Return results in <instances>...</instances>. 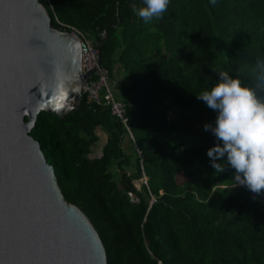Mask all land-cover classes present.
<instances>
[{
	"label": "trees",
	"instance_id": "16d2710c",
	"mask_svg": "<svg viewBox=\"0 0 264 264\" xmlns=\"http://www.w3.org/2000/svg\"><path fill=\"white\" fill-rule=\"evenodd\" d=\"M39 1L54 27L98 41L141 153L109 108L84 93L78 109L42 110L30 130L66 199L108 247L109 264H264V192L237 183L226 163L222 173L211 167L217 141L204 126L217 113L197 99L220 71L264 99L252 72L264 60V0H169L149 23L134 11L144 0ZM142 170L147 183L137 187Z\"/></svg>",
	"mask_w": 264,
	"mask_h": 264
},
{
	"label": "water",
	"instance_id": "95a60500",
	"mask_svg": "<svg viewBox=\"0 0 264 264\" xmlns=\"http://www.w3.org/2000/svg\"><path fill=\"white\" fill-rule=\"evenodd\" d=\"M94 70H81L79 41L51 24L39 0H0V264H109L108 247L30 134L42 110L78 109Z\"/></svg>",
	"mask_w": 264,
	"mask_h": 264
},
{
	"label": "clouds",
	"instance_id": "9594fccd",
	"mask_svg": "<svg viewBox=\"0 0 264 264\" xmlns=\"http://www.w3.org/2000/svg\"><path fill=\"white\" fill-rule=\"evenodd\" d=\"M168 4L169 0H144L145 6L134 11L149 23L162 18ZM252 72L257 87L264 88V60L258 61ZM218 74V82L197 95L217 113L215 125L204 126L217 141L207 152L211 167L222 173L226 163L227 168L235 170L237 183L259 195L264 192V99L258 96L256 87L246 86L227 71Z\"/></svg>",
	"mask_w": 264,
	"mask_h": 264
},
{
	"label": "built area",
	"instance_id": "2783aa9c",
	"mask_svg": "<svg viewBox=\"0 0 264 264\" xmlns=\"http://www.w3.org/2000/svg\"><path fill=\"white\" fill-rule=\"evenodd\" d=\"M69 31L80 43L81 48V70L83 72L94 68L95 70L81 84V94L84 93L86 101L108 107L111 114L115 116L125 127L129 137L141 157L137 148L132 130L128 125V115L122 100L114 95V83L109 79L108 69L102 66L99 56L98 41L88 37L83 31L76 27H70ZM103 35V34H102ZM142 168V165H141ZM141 183H147V177L142 170V176L135 181V185L140 187Z\"/></svg>",
	"mask_w": 264,
	"mask_h": 264
},
{
	"label": "rangeland",
	"instance_id": "374dc122",
	"mask_svg": "<svg viewBox=\"0 0 264 264\" xmlns=\"http://www.w3.org/2000/svg\"><path fill=\"white\" fill-rule=\"evenodd\" d=\"M118 92L119 91H116V93H117V97H118ZM115 93V94H116ZM98 133L100 134V136H101V140H103V139H105V133L104 132H102L100 129L98 130ZM100 150H101V141H99L98 142V144H97V146H95L94 148H93V152L94 153H96V154H98L99 152H100Z\"/></svg>",
	"mask_w": 264,
	"mask_h": 264
},
{
	"label": "crops",
	"instance_id": "0c3cea01",
	"mask_svg": "<svg viewBox=\"0 0 264 264\" xmlns=\"http://www.w3.org/2000/svg\"><path fill=\"white\" fill-rule=\"evenodd\" d=\"M113 83H114V87H116L117 89H119V84H117V82L115 80L113 81Z\"/></svg>",
	"mask_w": 264,
	"mask_h": 264
}]
</instances>
